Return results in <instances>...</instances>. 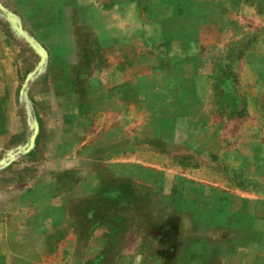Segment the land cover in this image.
<instances>
[{
	"label": "crops",
	"instance_id": "0c3cea01",
	"mask_svg": "<svg viewBox=\"0 0 264 264\" xmlns=\"http://www.w3.org/2000/svg\"><path fill=\"white\" fill-rule=\"evenodd\" d=\"M7 1L8 12L21 15L24 27L36 31L44 44L59 46L55 54L62 61L78 60L83 46L94 44L104 46L109 60L119 55L123 63L102 72L115 78L114 84L105 78L98 82L119 88L117 96H108L104 88L95 101L94 111L105 116V125L122 123L128 93L143 102L140 93L146 88L156 94L145 101L149 123L173 111L169 139L190 142L186 154L216 158L215 164L173 161L165 167L161 151L153 147L135 153L139 182L182 190L179 227L167 242L155 232V239L130 249L121 243L109 264H264V112L256 111L264 107V0ZM128 46L134 47L130 57ZM128 58L134 62L131 70ZM235 71L253 78L242 88L253 94L247 104L252 115L242 120L222 115L225 108L236 109ZM213 92L215 102L209 103ZM73 109L74 121L84 118L81 108ZM84 151L72 148L56 157L58 170L87 172L70 190L58 182L52 189L42 182L0 189V264H78L79 252L82 263L108 264L106 243L101 249L96 241L94 211L88 204L82 218L75 211L79 200L89 201L97 188L93 171L79 159L90 157V148ZM176 175L183 181L175 182ZM68 204L76 205L71 213ZM82 221L86 233L80 232Z\"/></svg>",
	"mask_w": 264,
	"mask_h": 264
},
{
	"label": "rangeland",
	"instance_id": "374dc122",
	"mask_svg": "<svg viewBox=\"0 0 264 264\" xmlns=\"http://www.w3.org/2000/svg\"><path fill=\"white\" fill-rule=\"evenodd\" d=\"M30 4L42 5L45 0H31ZM8 6L7 0H0V189L39 182L52 189L58 182L57 186L70 190L72 184L87 172L78 173L70 168L58 170L55 168L56 157L67 154L72 148L85 150L83 154H88L90 148V157L79 159L93 171L97 188L89 201L79 200L75 211L80 212L81 218L87 204L90 212L94 211L96 241L101 249L106 243L107 263L115 260L113 256L121 243L130 249L140 241L155 239V232L167 242L179 227L176 215L182 190H170L163 183L139 182L134 177V154L153 147L161 151L160 158L165 167L173 161L192 166H199L203 160L215 164L216 158L205 157L199 151L186 154L183 150L191 147L190 142L175 143L169 139L174 126L170 115L173 111H167L166 117H160L161 121L155 119L154 124L149 123L147 118L151 110L145 101L156 99V94L146 88L140 93L143 102L135 94L128 93V109L120 111L122 123L116 121L105 125V116L94 111L95 101L99 100V91L103 92L104 88L108 96L119 95V88L102 87L98 82L104 80V70L123 63L119 55L109 60L104 46L94 44L83 46L78 60L62 61L61 56L55 54L59 46L44 44L36 31L24 27L21 15L8 12ZM84 16L89 13L85 12ZM132 48L127 47L129 57L134 51ZM133 63L130 58L125 62L129 70L133 69ZM233 73L234 85L239 88L235 94L238 102L236 109L225 108L222 115L242 120L252 115L253 110L248 109L247 104L253 94L242 88L253 84L248 81L253 78L244 77L240 71ZM105 79L114 84L115 78ZM216 95L215 92L208 94L209 103L215 102ZM74 107L82 109L84 118L74 121ZM256 111L262 113L264 107ZM195 112L199 114V109ZM215 112L211 105L209 113L214 116ZM118 116L117 112L115 117ZM140 121L138 127L132 126ZM124 123L128 126L124 127ZM196 129H200L199 124ZM172 179L183 181L179 175ZM73 205H69L70 213L76 206ZM80 223L83 225L80 232L86 233L87 224ZM89 227L91 229V225ZM81 257L79 252L78 258L82 261ZM81 261L78 264H87Z\"/></svg>",
	"mask_w": 264,
	"mask_h": 264
}]
</instances>
